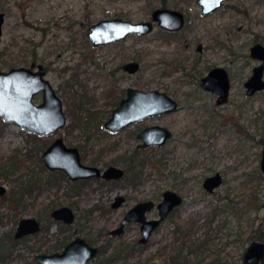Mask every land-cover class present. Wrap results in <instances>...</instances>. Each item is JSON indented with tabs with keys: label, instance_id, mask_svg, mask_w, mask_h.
Returning a JSON list of instances; mask_svg holds the SVG:
<instances>
[{
	"label": "rangeland",
	"instance_id": "obj_1",
	"mask_svg": "<svg viewBox=\"0 0 264 264\" xmlns=\"http://www.w3.org/2000/svg\"><path fill=\"white\" fill-rule=\"evenodd\" d=\"M162 1L0 0V11L5 12L0 32V67L7 70L32 62L35 67L42 64L44 76L62 100L67 124L71 121L67 113L74 105L72 95L78 101L83 94V108L78 112L84 117L87 112L96 111L97 118L91 115V122L79 123L71 130L65 129L66 124L60 135L68 145H79L80 153L85 152L84 163L101 168L109 164L128 166L126 161H130L135 149L138 155L135 160L141 163V179L136 180L135 186L127 185L129 181L125 178L116 188L98 180L64 179L61 184L43 187L35 198L27 196L29 206L24 213L18 216L16 212L0 222L1 249L5 243H12L8 232L12 228V234L16 227L14 217L39 216L47 206L57 204L73 206L79 225L84 224L79 226L84 229L78 234L92 238L95 244H103L108 230L117 225L129 206L140 199H160L166 188L180 193L184 202L154 231L145 248L114 260L113 264L151 261L162 264L163 254L158 249L165 245V254L171 251L176 235L173 229L178 224L184 228L192 224L193 228H189L195 240L206 238L205 245L190 257L192 261L205 262L220 252L227 262L235 263L243 251L234 242L236 234L247 229L252 221L264 227V172L260 169L264 89L246 96L243 87V81L257 63L250 57L249 47L257 41L264 44V0H227L218 10L205 15L201 14L196 0H165V6L179 9L186 16L178 34L160 32L155 22L153 30L146 35L129 34L109 44L93 45L87 35L89 25L103 18L150 19L152 9L162 6ZM257 34L262 37L260 40L254 39ZM131 60L138 61L140 67L129 74L122 70V65ZM214 66H223L232 74L229 99L222 105H216V95L200 85L201 77ZM129 85L162 90L182 107L173 113L145 117L117 133L109 132L102 122ZM34 100L39 102L41 93ZM3 121L0 158L15 150L23 155L34 144L37 148L42 146L36 149L34 160L26 159L22 169L10 177H0V184L6 190L0 198L7 196L10 186L18 185V181L12 180L16 176H27L30 167L40 170L43 161L38 157L49 140L57 136L51 133L34 140L28 135L32 133L22 130L15 122ZM99 121L102 122L98 127ZM151 124L168 127L172 138L162 146L137 148L141 139L136 133ZM46 170L39 171L41 178ZM216 171L221 172L223 181L214 192L208 193L202 182ZM75 190L80 191L76 194ZM117 194H124L126 200L120 207L111 208ZM104 205L109 210L101 213L99 207ZM216 206L220 213L211 216ZM74 230L73 226L72 237L77 234ZM48 233H57L56 224L49 226ZM138 237V227L131 225L121 238L111 240L105 255L117 250L119 241L132 244ZM42 238L19 242L9 255L0 254V264H38L34 255L50 252L45 249L48 243L41 249L29 245ZM53 239L54 235L48 240ZM95 261L92 259L88 264Z\"/></svg>",
	"mask_w": 264,
	"mask_h": 264
},
{
	"label": "water",
	"instance_id": "obj_2",
	"mask_svg": "<svg viewBox=\"0 0 264 264\" xmlns=\"http://www.w3.org/2000/svg\"><path fill=\"white\" fill-rule=\"evenodd\" d=\"M226 0H197L201 5L202 13H209L217 9ZM184 14L179 9L170 7H155L152 9L150 19L131 21L119 16L100 19L88 27V37L93 45L108 44L126 37L129 33L147 34L153 30L154 22L166 29L178 30L184 24ZM5 21V12L0 11V32ZM250 55L261 60L252 68L251 75L244 85L247 95L264 89V45L256 42L250 46ZM140 63L136 60L124 64V69L134 73L139 69ZM45 68L42 64L32 62L30 65L12 66L7 70L0 67V116L7 122H15L20 128L29 133L46 135L53 133L66 124V114L62 100L50 81L44 76ZM201 86L218 94L217 104L227 101L230 80L227 70L223 66L211 68L201 78ZM41 93V100L36 102L34 96ZM179 108L178 102L166 92L158 89L143 90L135 86H128L126 95L121 98L113 108L111 115L104 121V126L113 131H119L128 124L142 120L155 114H163ZM172 135V131L162 125L154 124L143 128L138 137L143 138L139 146L162 145ZM44 164L50 169H63L69 179L101 176L104 178H119L124 171L117 165H109L103 171L96 165H87L80 159L75 146H67L61 136H57L43 151ZM260 169L264 172V144L260 159ZM222 182L220 171L206 176L202 182L207 192H212ZM5 187L0 185V194ZM123 200L119 196L113 202L118 206ZM183 202V196L173 189H165L162 199L157 203L159 216L146 219L145 211L152 208L154 202L146 200L136 203L128 209L120 226L112 233H120L122 226L130 220L141 222L142 237L140 241L146 242L151 232L160 221L175 207ZM55 218L65 221L73 219V211L69 206L56 208L51 213ZM39 229L38 221L33 217L20 219L14 237ZM98 249L87 242L83 237L72 239L62 252L52 254H38L35 256L39 264H86L94 257ZM264 261V242L252 241L243 255V264H262ZM151 264H156L152 262Z\"/></svg>",
	"mask_w": 264,
	"mask_h": 264
},
{
	"label": "flooded vegetation",
	"instance_id": "obj_3",
	"mask_svg": "<svg viewBox=\"0 0 264 264\" xmlns=\"http://www.w3.org/2000/svg\"><path fill=\"white\" fill-rule=\"evenodd\" d=\"M227 1V0H226ZM226 1H224L223 3H222V5L223 4H225V2ZM196 2H197V0H196ZM198 3V2H197ZM199 4V3H198ZM222 5L220 6V7H222ZM199 6H200V12H201V5L199 4ZM159 7H167V6H159ZM220 7H218L217 9H215V10H213L212 12H214V11H216V10H218ZM174 9H176V8H174ZM183 12V11H182ZM212 12H209V13H202L201 12V14H210V13H212ZM183 14H184V12H183ZM184 17H185V20H184V24H185V21H186V16H185V14H184ZM155 23V22H154ZM157 24V23H156ZM184 24H183V26H184ZM158 25V24H157ZM159 26V25H158ZM183 26L180 28V29H178V30H171V29H166V28H164V27H161V26H159L160 27V32H164V33H167V34H178L177 32L178 31H180L182 28H183ZM154 27V26H153ZM129 34H139V33H129ZM129 34H127L126 35V37L129 35ZM148 34V33H147ZM139 35H146V34H139ZM125 37V38H126ZM255 37H257L259 40H260V38H262L261 36H260V34H257ZM124 39V38H123ZM122 39H120V40H118V41H121ZM114 42H117V41H114ZM257 42H259V41H257ZM112 43V42H111ZM254 43H256V42H254ZM253 43V44H254ZM261 44H263L262 42H260ZM109 44V43H108ZM252 45V44H251ZM250 45V46H251ZM264 45V44H263ZM249 49H250V47H249ZM249 55H250V51H249ZM250 57H251V55H250ZM252 59H254V60H256L257 61V63H255L253 66H252V68L255 66V65H258L260 62H261V60H259V59H257V58H253V57H251ZM132 61V60H131ZM125 63H127V62H125ZM125 63H123V65H122V70L124 71V72H127V73H129L128 71H126L125 69H124V64ZM140 67V66H139ZM215 67V66H214ZM213 68V67H212ZM225 68V67H224ZM252 68H251V73H252ZM119 69H120V67H119ZM211 69V68H210ZM209 69V70H210ZM226 70H227V72H228V75H229V80H230V88H231V76H232V74H230L229 73V71H228V69L227 68H225ZM117 70H118V67H117ZM208 73V72H207ZM206 73V74H207ZM251 73L249 74V76L251 75ZM129 74H131V73H129ZM204 76V75H203ZM202 76V77H203ZM249 76H247L246 77V79L243 81V87H244V91H245V94H246V96H252V95H254L256 92H259V91H261V90H263V89H261V90H257V91H255L253 94H251V95H247V93H246V87H245V85H244V83H245V81L247 80V78L249 77ZM201 77V78H202ZM263 78H264V70H263ZM200 85H201V79H200ZM129 86H132V85H129ZM128 87V86H127ZM127 87L125 88V89H123L122 91H123V93H125V95H126V89H127ZM202 87V86H201ZM203 88V87H202ZM230 88H229V94H230ZM204 89V88H203ZM204 90H206V89H204ZM162 91V90H161ZM206 91H209V92H211V93H214L215 95H216V97H215V103H216V98H217V96H218V94L217 93H215V92H212V91H210V90H206ZM168 94V93H167ZM124 95V96H125ZM168 95H170V94H168ZM124 96H121L120 98L118 97V100H117V103L114 105V107H116V105L118 104V102H119V100L121 99V98H123ZM171 96V95H170ZM172 97V96H171ZM175 99V98H174ZM228 99H229V95H228ZM228 99H227V101H228ZM176 100V99H175ZM177 101V100H176ZM226 101V102H227ZM178 102V101H177ZM226 102H224V103H222V104H225ZM222 104H217L216 103V105H222ZM178 105H179V108L178 109H176V110H174V111H171V112H168V113H163V114H169V113H173V112H175V111H177V110H179L182 106H181V104L178 102ZM113 107V108H114ZM113 108H112V110H113ZM112 110H111V112H112ZM67 112V111H66ZM111 112H110V114L108 115V117L111 115ZM66 114V113H65ZM155 115H161V114H155ZM152 116V115H151ZM69 117V116H68ZM108 117H107V119H108ZM148 117V116H147ZM144 119V118H143ZM106 120V119H105ZM104 120V121H105ZM104 121L102 122V125H103V127L105 128V126H104ZM139 121H141V120H139ZM134 122H138V121H134ZM134 122H132V123H134ZM132 123H130V124H132ZM66 124H67V116H66ZM65 124V125H66ZM101 123H98L97 124V126L99 127V125H100ZM130 124H128L127 126H129ZM64 125V126H65ZM151 125H154V124H151ZM151 125H145V126H143L137 133H136V137L138 138V139H141V141L137 144V148H140V147H142V146H139V144L140 143H142L143 142V138H140V137H138V134H139V132L143 129V128H145L146 126H151ZM159 125V124H158ZM63 126V127H64ZM127 126H125V127H127ZM63 127L62 128H60V129H58V130H61V132L60 133H58L57 132V130L55 131V132H53L54 134H56L57 136H61L60 134L62 133V129H63ZM125 127H123L121 130H123ZM105 129H107V128H105ZM109 132H112V133H117V132H119V131H121V130H119V131H113V130H110V129H107ZM172 131V130H171ZM32 134H35V133H32ZM49 134H51V133H49ZM35 135H38V134H35ZM46 135H48V134H46ZM172 135H173V133H172ZM172 135L166 140V142L169 140V139H171L172 138ZM38 136H43V135H38ZM57 136H55L54 137V139L57 137ZM62 137V136H61ZM63 138V137H62ZM36 139H40V138H34V140H36ZM43 139V138H42ZM53 139V140H54ZM53 140H49L50 142H48V144L46 145V147H44V149H43V151L52 143V141ZM64 140V139H63ZM64 142H65V140H64ZM165 142V143H166ZM66 143V142H65ZM164 143V144H165ZM66 145L67 146H75L77 149H78V151H79V154H80V159H81V161L83 162V160H82V157L84 158V156H85V152L84 153H82V151H81V153H80V148L77 146V145H68L67 143H66ZM163 145V144H162ZM162 145H160V146H162ZM42 146V145H41ZM41 146L39 147V148H37V145L36 144H34V145H32L31 147H30V150H28V151H30V153L32 154V158L31 159H33L34 160V156L36 155V149H40L41 148ZM148 146H150V145H148ZM154 146H158V145H154ZM84 150H85V148H84V146H81ZM145 147H147V146H145ZM82 149V150H83ZM43 151H42V153H43ZM42 153H41V155H40V157H38L40 160L42 159V161H43V158H42ZM134 153H136L137 154V150L135 149L134 151H133V153H131L130 154V156H129V159L131 158V155L132 154H134ZM25 154V153H24ZM85 159V158H84ZM261 159V158H260ZM84 163V162H83ZM86 164V163H85ZM87 165H96V164H87ZM109 165H116V164H109ZM109 165H107V166H109ZM23 166H26V164L25 165H23ZM23 166L20 168V169H22L23 168ZM41 166L42 167H44L45 169L47 168V170L46 171H62L64 174H65V176H66V179L69 181V180H71V179H69V176H68V174L63 170V169H50V168H48L45 164H44V161H43V164H40V170L39 171H41V169L42 170H44L43 168H41ZM96 166H98L100 169H101V171H103V169H105L107 166H105V167H103V168H101V166H99V165H96ZM117 166H119V167H121L122 169H123V171H124V173H123V175L121 176V177H119V178H104V177H101V176H91V177H88V178H78V179H73V180H71V181H78L79 180V182H81V181H96V180H100V181H107L110 185H106V186H108V187H111V188H116V187H118V183H119V181L121 180V179H123L124 178V176L126 175V173H127V171H126V169H125V166H120V165H117ZM29 169H31V172L30 173H33V174H35V172H38L39 173V171H36V170H34L32 167H30ZM45 172V171H44ZM133 172H135L136 173V171H133ZM139 172H140V170L138 171V177L140 176L139 175ZM48 173V172H47ZM46 173V174H47ZM221 173V172H220ZM25 174H27V173H25ZM40 174V173H39ZM222 175V174H221ZM208 176V175H207ZM43 180V181H42ZM81 180V181H80ZM139 180V179H138ZM222 181H223V176H222ZM222 183V182H221ZM220 183V184H221ZM50 185V182H48V181H44V178H42L41 179V181H40V188H35V190H33V192L31 193V195H30V197H32V198H35L36 197V195H37V193L39 192V190L40 189H42L43 187H47V185ZM0 185H2V184H0ZM127 185H130L131 186V183H127ZM4 186V185H3ZM133 186H135V185H133ZM218 187V186H217ZM166 189H168V188H166ZM165 190V189H164ZM163 190V191H164ZM215 190V189H214ZM214 190L212 191V192H214ZM79 191L80 190H75V193L76 194H78L79 193ZM162 191V192H163ZM6 192V190L4 191V193ZM162 192H161V198L160 199H155V198H145V199H140V200H138V201H136V202H134L131 206H129L125 211H124V213H123V215H122V217H121V219H120V221L117 223V225L116 226H114L113 228H111V229H109L108 230V232L106 233V239H105V241H104V243L102 244V243H99V244H95L94 242H93V240H92V238H90V239H88V238H86V237H84L83 235H79L78 233H79V231L80 230H83L84 228H82L83 226H84V224H82V225H79V223H78V220H77V214H76V212H75V210H74V208H73V206H71V205H69V204H57V205H51V206H47L46 208H45V211L43 212V214H40L39 216H34V215H31V216H21V217H19L18 219H16L17 221H16V227H15V229H14V231H13V233L11 234V230H10V236L9 237H12L14 240H15V242H14V246H13V248L10 246L8 249L6 248V243L4 244V247H3V249H1L0 250V254L1 255H4V256H7V255H9L10 253H12V251H11V249H15L16 247H17V245H18V243L19 242H22V241H26V239H30V240H32L33 239V241L37 238V237H39V236H43V238L45 239H41V240H39L38 242H34V243H32V245H29V246H31L32 248H34V249H41L42 247H43V245L45 244V243H48V247L47 248H45L46 249V251H50V252H39V253H36L35 255H34V259H35V261L37 262V260H36V258H35V256L36 255H38V254H52V253H59V252H62L63 251V249L65 248V246L72 240V239H74V238H76V237H83L87 242H89L90 244H92V245H94V246H96L97 247V249H98V251H97V253H96V255L94 256V257H92V258H90L89 260H88V262L86 263V264H88L89 263V261H91L92 259H95L96 261V263L95 264H113V262H114V260H117V259H120V258H127L128 256H130L131 254H133V253H135L137 250H139V249H143V248H145L147 245H148V242H149V240H150V237L152 236V234L154 233V231H156V230H158L160 227H161V225H162V223L177 209V207H175L173 210H171L165 217H164V219L163 220H161L160 221V223H159V225L151 232V234H150V236L148 237V239H147V241L146 242H142V241H140V238L142 237V233H141V222L140 221H137V220H130V221H128L127 223H125L123 226H122V230H121V232L120 233H112L111 231L112 230H114V229H116L117 227H119L120 226V223H121V221H122V219H123V217L125 216V214H126V212L128 211V209H130L131 207H133L136 203H138V202H141V201H146V200H152L153 202H154V204H153V207L152 208H150V209H148V210H146L145 211V217H146V219H151V218H157L158 216H159V214H158V209H157V203L162 199ZM212 192H208V193H212ZM4 193H2V194H0V195H3ZM119 196H123V200H122V202L118 205V206H113L112 204H113V202L115 201V199L117 198V197H119ZM125 200H126V196L124 195V194H117V195H115L114 196V198H113V200L111 201V203H110V207L111 208H117V207H120L124 202H125ZM183 200H184V197H183ZM184 202V201H183ZM182 202V203H183ZM181 203V204H182ZM180 204V205H181ZM64 205H66V206H69V207H71V209H72V211H73V214H74V216H73V219L71 220V221H65L64 219H61V218H55L51 213H52V211L54 210V209H56V208H59V207H62V206H64ZM29 205H27V206H25L22 210L23 211H20L21 213L19 214V215H21L22 213H24L25 212V210H26V208L28 207ZM99 209H100V211H101V213L104 211V210H109V207H106V205H104L103 207H99ZM18 210V209H17ZM19 211V210H18ZM151 213H154V214H152V215H150L149 216V214H151ZM45 216V217H44ZM24 217H33V218H35L37 221H38V223H39V229L38 230H36V231H34V232H31V233H27V234H24V235H22L21 237H18V238H16V237H14V232L16 231V228H17V225H18V223H19V221H20V219H22V218H24ZM80 217V216H79ZM78 217V218H79ZM0 222L2 223L3 221H1L0 220ZM53 224H56V232L57 233H59V234H57V233H53V234H49L48 233V231H49V226L50 225H53ZM136 225L137 227H138V229H139V237H138V239H137V242H134V243H132V244H130V243H128V242H125V241H123V240H121V241H119V246L118 247H116L117 248V250H115L113 253L111 252V253H109L108 255H105V253L107 252V248L111 245V240L113 239V238H115V237H117L118 239L119 238H121V236L130 228V226L131 225ZM78 225V226H77ZM75 227V232L77 233L75 236H71V235H73L70 231L72 230V227ZM79 226H82V227H79ZM175 229V228H174ZM173 229V233L174 234H176V232H175V230ZM240 232H243V230L242 231H240ZM39 234V235H38ZM38 235V236H37ZM54 235V237H55V239H53V240H48L49 239V236H53ZM178 236V233L175 235V237H173V244H172V247H171V251H169L168 253H167V255L165 254L166 253V247H165V245H163V246H161V248L160 249H158V253H161V254H163V261H162V264H168L167 262H169V257H170V253H172V248H175L177 245H179L180 244V242H179V240L176 238ZM254 240H258V239H253V241ZM262 241V240H261ZM264 242V241H263ZM249 245V244H248ZM0 247H1V244H0ZM247 248V247H246ZM246 248L244 249V251H243V253H242V264H243V255H244V252H245V250H246ZM218 253V252H217ZM217 253H215V254H217ZM112 256V257H111ZM221 257H222V259H224V257L221 255ZM1 258H3V257H1ZM211 259V258H210ZM210 259H208V260H210ZM152 262H155L156 264H159L158 262H156V261H151L149 264H151ZM38 263V262H37ZM39 264V263H38ZM120 264H125V263H120Z\"/></svg>",
	"mask_w": 264,
	"mask_h": 264
},
{
	"label": "trees",
	"instance_id": "obj_4",
	"mask_svg": "<svg viewBox=\"0 0 264 264\" xmlns=\"http://www.w3.org/2000/svg\"><path fill=\"white\" fill-rule=\"evenodd\" d=\"M165 0L162 1V6H165ZM255 40H258L257 37L254 38ZM5 62V59H3ZM10 66V65H9ZM73 96V107L72 111L70 113H67L68 116L71 118V121L65 126V129L71 130L72 127L76 126L79 123H88L89 121L91 122V115H94L93 117L97 118L95 116L96 111H89L87 112V115H83L78 112L81 110L82 107V96L79 97V100L76 101L77 96ZM117 103V102H116ZM114 103V105L116 104ZM77 110V111H75ZM99 120V118H98ZM102 122V121H101ZM99 121V123H101ZM0 124H4L3 119L0 117ZM100 126V125H99ZM58 133L61 132V130H57ZM32 138H42L38 135L35 134H28ZM47 139V138H46ZM45 139V140H46ZM262 140V139H261ZM25 155V156H24ZM138 155L136 153L131 155L130 161H126L127 164L129 163L128 166H125V169L127 171L125 175L126 181L128 180L131 185H136V180H140V176L138 177V171L140 170L141 163L136 162L135 158H137ZM29 158H32V154L30 151L26 152L23 155H20L17 153V151H13L10 155L6 156H1L0 158V177H10L12 174L16 173L23 165H25L26 159L28 160ZM137 167V168H136ZM41 168L45 169L44 167L41 166ZM136 168V169H135ZM131 170V171H130ZM132 174L130 175V172ZM133 171H136L133 172ZM27 176H16L12 180L18 181V185L15 187V184L13 187L10 186L9 193L7 196H2L0 198V220L3 221L4 217L10 219V215L12 216L17 212L18 216L21 213L20 211H23L22 209L27 206V196H30L33 190L35 188H40V181L42 178H44V181L50 182V185H58L63 182L64 179H66L65 174L62 171H48V173L44 174L43 177L41 178V175L38 172H35V174L28 172ZM140 175V172H139ZM81 181V180H80ZM135 181V182H134ZM98 182L102 184H108L110 185L107 181H100ZM17 209L19 211H17ZM220 208L218 206L213 207L212 209V214L211 216L218 214V211ZM220 213V211H219ZM12 218V217H11ZM17 217L13 218V221L16 222ZM193 228V225L190 224L188 227L184 228L180 224L176 226L174 229L176 234L178 233V236L176 237L180 244L177 245L175 248H172V253H170L169 262L168 264H242V253L244 249L247 246V243L250 244L253 239H258L264 241V227L262 225H254L253 221L249 222L248 228L243 230V232H238L236 236L234 237V242L236 243V246L243 249V251L239 255V261L238 262H227L225 259H222L220 252L215 254L213 257H211L210 260L203 261L201 259L200 261H192L190 259L191 256L194 257V255L197 253V251L205 245L206 238L202 239H197L195 240L192 237L190 228ZM12 229V228H11ZM10 236V230L8 232V240L10 241L11 239V245L9 243H6V248L8 249L10 246L13 248L15 240ZM7 240V241H8ZM112 257V256H111Z\"/></svg>",
	"mask_w": 264,
	"mask_h": 264
}]
</instances>
